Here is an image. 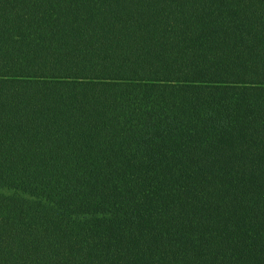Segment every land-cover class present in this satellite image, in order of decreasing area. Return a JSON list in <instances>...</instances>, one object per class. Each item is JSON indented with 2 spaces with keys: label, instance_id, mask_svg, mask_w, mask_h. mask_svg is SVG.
<instances>
[{
  "label": "trees",
  "instance_id": "trees-1",
  "mask_svg": "<svg viewBox=\"0 0 264 264\" xmlns=\"http://www.w3.org/2000/svg\"><path fill=\"white\" fill-rule=\"evenodd\" d=\"M0 264H264V0H0Z\"/></svg>",
  "mask_w": 264,
  "mask_h": 264
}]
</instances>
